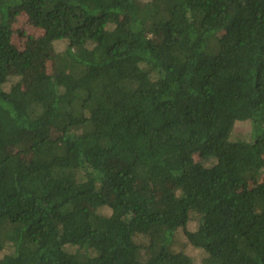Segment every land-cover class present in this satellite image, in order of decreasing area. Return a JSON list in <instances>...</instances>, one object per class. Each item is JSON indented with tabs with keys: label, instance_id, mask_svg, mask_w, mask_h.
<instances>
[{
	"label": "trees",
	"instance_id": "16d2710c",
	"mask_svg": "<svg viewBox=\"0 0 264 264\" xmlns=\"http://www.w3.org/2000/svg\"><path fill=\"white\" fill-rule=\"evenodd\" d=\"M0 264H264V0H0Z\"/></svg>",
	"mask_w": 264,
	"mask_h": 264
},
{
	"label": "rangeland",
	"instance_id": "374dc122",
	"mask_svg": "<svg viewBox=\"0 0 264 264\" xmlns=\"http://www.w3.org/2000/svg\"><path fill=\"white\" fill-rule=\"evenodd\" d=\"M140 1H147V0H140ZM14 30L16 32L13 34L14 36V43L18 45L20 48H23L27 41V36H30L31 34H34L35 32L28 26L27 23L23 22L22 20L18 19L13 24ZM64 47V43L60 42L57 43L54 48L56 51L62 50ZM13 80H9L6 84V89L13 84ZM231 135L236 138H243L250 140V127L247 122H236L233 126V130ZM196 216H191V221L189 222V226H195L196 222ZM184 250L193 258L194 262L199 263L201 262L202 254L195 248L191 247L190 245H184Z\"/></svg>",
	"mask_w": 264,
	"mask_h": 264
}]
</instances>
